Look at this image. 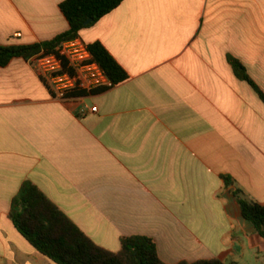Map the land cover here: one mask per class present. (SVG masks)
Wrapping results in <instances>:
<instances>
[{
	"label": "crops",
	"instance_id": "obj_1",
	"mask_svg": "<svg viewBox=\"0 0 264 264\" xmlns=\"http://www.w3.org/2000/svg\"><path fill=\"white\" fill-rule=\"evenodd\" d=\"M65 1L0 0V46L66 33ZM79 39L128 79L62 103L29 61L0 68V264H55L9 218L25 183L110 252L141 236L166 264H264L235 197L264 205V103L229 64L264 95V0H125Z\"/></svg>",
	"mask_w": 264,
	"mask_h": 264
},
{
	"label": "trees",
	"instance_id": "obj_2",
	"mask_svg": "<svg viewBox=\"0 0 264 264\" xmlns=\"http://www.w3.org/2000/svg\"><path fill=\"white\" fill-rule=\"evenodd\" d=\"M125 0H66L60 10L69 23V30L55 39L25 47L0 46V68L7 67L15 59L30 61L33 57L53 54L65 42L79 38L80 33L116 10ZM92 19L93 23H85ZM95 60L109 79L121 84L128 79L107 50L99 43L89 46ZM237 79L248 83L264 103V95L247 74L245 67L229 57ZM83 94H76L81 96ZM226 188L234 186L228 176H222ZM243 218L264 239V205L247 200L239 190L235 192ZM10 220L17 231L44 257L55 264H166L158 254L156 242L148 237H128L121 240V250L110 252L97 246L36 186L25 183L13 200ZM180 264H225L218 259Z\"/></svg>",
	"mask_w": 264,
	"mask_h": 264
},
{
	"label": "built area",
	"instance_id": "obj_3",
	"mask_svg": "<svg viewBox=\"0 0 264 264\" xmlns=\"http://www.w3.org/2000/svg\"><path fill=\"white\" fill-rule=\"evenodd\" d=\"M29 62L54 99L62 103L78 102L115 86L95 60L89 46L79 38L63 43L53 54L41 53ZM89 112L96 114L98 109L85 106L81 116Z\"/></svg>",
	"mask_w": 264,
	"mask_h": 264
},
{
	"label": "water",
	"instance_id": "obj_4",
	"mask_svg": "<svg viewBox=\"0 0 264 264\" xmlns=\"http://www.w3.org/2000/svg\"><path fill=\"white\" fill-rule=\"evenodd\" d=\"M92 23H93V20L90 19V20H88V21L85 23V25H86V26H90Z\"/></svg>",
	"mask_w": 264,
	"mask_h": 264
}]
</instances>
